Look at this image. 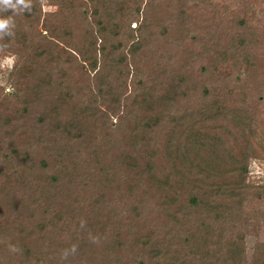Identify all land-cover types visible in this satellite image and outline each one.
<instances>
[{
	"label": "trees",
	"instance_id": "1",
	"mask_svg": "<svg viewBox=\"0 0 264 264\" xmlns=\"http://www.w3.org/2000/svg\"><path fill=\"white\" fill-rule=\"evenodd\" d=\"M128 1L54 0L59 8L53 16H64L63 26L42 18V0H11L15 8L0 3V19L9 21L0 30V47L18 57L8 78L12 93L0 99V179L13 178L18 191L0 188V239L19 253L17 264H82L86 245L102 235L109 238L108 251H96L92 264L100 259L104 264H264L263 252L247 262L235 225L252 188L245 185V174L247 160L255 156L248 141L256 129L253 105L264 98L261 91L256 99L253 85H247L257 68L247 1L232 23L239 35L228 47L216 45V29L204 42L191 33L194 29L180 28L187 23V0H152L146 8ZM196 1L211 6L210 0ZM164 2L172 17L159 16ZM77 10L83 11L79 33L72 28ZM212 13H220V5L212 6ZM159 23L158 37L171 36L173 45L153 52L157 38L146 33ZM204 23L196 31H204ZM206 56L212 64L234 60L242 64V73L194 66ZM149 59L154 61L146 64ZM158 59H165V66ZM37 88L49 91L47 110L32 107ZM8 112L13 119L2 116ZM172 123L188 125L185 133L194 132L204 146L172 138L165 145L152 143V135ZM206 125L210 132L196 131ZM21 129L23 143L15 137ZM224 133L233 141L241 135L238 156L226 154ZM188 146L190 153L183 151ZM200 150L213 154L205 160ZM6 166L12 169L9 175ZM115 166L133 170L139 182H149L163 196L164 207L173 212L170 225L156 230L151 218L156 206L132 189L121 207L128 212L127 224L108 230L104 218L94 216L84 221L83 232L73 231L58 202L74 200L77 185L94 187L100 191L94 208L115 214L116 207L106 204V187L121 181L120 199L131 188L123 185L124 175ZM255 190L253 197L264 199V188ZM63 226L70 241L58 234Z\"/></svg>",
	"mask_w": 264,
	"mask_h": 264
},
{
	"label": "rangeland",
	"instance_id": "2",
	"mask_svg": "<svg viewBox=\"0 0 264 264\" xmlns=\"http://www.w3.org/2000/svg\"><path fill=\"white\" fill-rule=\"evenodd\" d=\"M42 6H41V12H42V18L47 19L52 25L59 26V25H66L65 20L63 19L64 16H53V13H56L58 11V4L54 3V0H42ZM121 0H119L118 4ZM134 1V0H133ZM133 1L129 0L128 2L133 5ZM140 3L141 8H146L148 2L152 0H135V2ZM209 1V0H208ZM247 1L248 9L250 11L247 13L251 19L249 20L248 24L252 28V46L255 48L254 54L257 56L256 59V72L253 71L251 74V79L247 80V85H253L254 88H251V94L253 96H256V99H258V92L261 93L264 92V0H242L240 1L242 5H238L237 0H210L211 6L207 4L200 3L196 0H187L186 8H187V23L184 27H182L184 24H181L182 26L180 28L190 30L194 29L195 31H191L193 35L195 33H198L199 38L203 37L204 42H207L210 38V34L213 31V29H216L217 36L219 43H216V45L222 46V47H228L231 43L235 41L238 37V30L235 26H232V23L234 22L235 16H237L238 12L240 13V8L245 6V3ZM185 2V0H184ZM115 5V3H113ZM171 5L174 7V3H171ZM220 5V13H218L214 17V13H212V6ZM117 6V3L116 5ZM161 8L165 7V11H162L159 13V16L161 18L170 16L172 17V11H169V8L166 6V3L164 2L163 5L160 6ZM231 8V10L227 11L225 14L223 12L224 9ZM228 10V9H227ZM82 12L77 10L75 14L78 16V21L74 22L73 27L75 28V32L79 33L78 27H79V19L82 17ZM189 18V19H188ZM207 20V21H206ZM200 21H205L206 23L202 24V28L204 31H196L197 27L200 25ZM178 23H182L178 22ZM160 24V25H159ZM157 29L153 31H147L146 35L148 37H153L154 39L157 38V42L154 44V46L151 48L153 52H155L156 48L159 46L162 49L164 47H168L169 44L173 45L172 39H171V33H168V36H170V39H163L158 37V33L160 29L163 27V23H159ZM136 23L133 20V23L131 24V27H135ZM179 26V25H178ZM182 34L184 31H179ZM175 34V33H174ZM156 36V38L154 37ZM77 41V40H76ZM71 46L75 45L76 42L72 38L70 40ZM79 43V41H77ZM262 45V46H261ZM164 51V50H163ZM165 52V51H164ZM176 54V51H175ZM167 56H174L171 55H165V58ZM154 58V56H153ZM210 57H207L203 60L197 61L194 66L198 67L200 65L207 64L209 67V70L211 72H217L220 74H229L230 76L234 73H242L243 66L242 64H237L234 62V60H229L226 62H215L212 64L210 62ZM18 60V57L14 55L13 53H10L6 51L4 48L0 47V99H8L10 94L12 93V87L8 84V78L9 76L14 72L15 70V64ZM156 60V58H155ZM154 59L151 61L150 59L146 61V64H149L150 62H153ZM160 61V67L165 66V59ZM140 62L142 63L141 59ZM143 64V63H142ZM148 66L147 68H149ZM164 69V67H163ZM169 69V68H168ZM167 69V70H168ZM240 71V72H237ZM159 74V70L157 71ZM240 82L243 84L245 82V79L243 76L240 77ZM153 92V91H152ZM9 103L7 102V105ZM49 106V91L46 88H37L35 91V98L32 102V107L36 111H43L47 110ZM1 111V109H0ZM143 112V110H141ZM253 111L254 113H257L255 123H256V129L254 131L253 137L249 136L248 141L251 144V147L255 149L254 155L249 157L247 160V172H246V183L245 185L252 188L249 190L248 196L249 199L245 201V204L243 208H245V212L243 214H237V221L235 225L238 227L237 235L239 237H242L243 243H244V251H245V257L247 262L249 263L255 256L256 253L263 252L264 253V199H257L253 197V195H257L259 193L255 189L261 187L264 188V98H260L258 101L255 102V105H253ZM2 113V112H1ZM5 118L13 119L14 115L13 112H8L2 114ZM20 121L21 119H19ZM115 121V120H114ZM183 123H186L185 121H182ZM181 123V122H179ZM174 123L172 125L164 124L163 128L159 130L155 135H152V143L155 140H158L161 145L167 144L170 138L171 142L175 143L178 141H181L183 144H193L200 148L201 146H204V140L200 137L198 139V135H196L194 132L185 133L188 130V125L186 126H179L175 125L176 127H173ZM208 128V132H210V128L208 125L205 127L200 128V130H196L198 133H203V131H206ZM25 130L21 129L17 133L16 140L19 143H23ZM212 134V133H211ZM215 134H212L214 137ZM193 137H196L194 140L195 142H191V139ZM241 135L238 136V138L233 141L231 137H228L225 133L221 135V142L222 145L225 148L226 154H235L236 156L239 155V152L237 149H241L244 146V143L241 141ZM168 141V142H167ZM187 153L192 152L188 148H185ZM174 150V149H173ZM86 153V152H85ZM210 154H213L209 151H202L200 150L198 152V156L204 157L203 159L206 160L210 156ZM181 155V154H180ZM183 155V154H182ZM181 155V157H182ZM246 155V154H245ZM189 156V155H188ZM213 158L215 160V157L213 155ZM162 158L160 162H162ZM182 161V160H181ZM159 162V164H160ZM162 165L164 163H161ZM111 165V164H109ZM113 166V165H112ZM114 167V166H113ZM116 167V166H115ZM170 167V166H169ZM7 172H5L7 175L11 173V168L9 166H6ZM171 168V167H170ZM170 168L167 171H170ZM115 171L121 172L124 176L122 179H124L123 185L129 186L131 188H127L130 193L123 194V196L120 199V196L122 193L119 192V182L116 180L115 182L111 183V185H108L105 189L107 191L106 194V204H112L115 209H117L115 214H108L107 212L98 211L93 206V202L95 200H98L99 190L94 188L89 189L85 187L78 186L76 183L77 192L74 193V200L69 201H61L58 202L57 209L60 214L65 216L69 223L70 227L75 228L77 232H83L85 230L84 228V221L87 218L94 219L96 217H103L104 221L107 223L108 230H111L113 226L118 225L119 227H122L128 220V212L124 210L121 207H124L123 205L128 204V201H130L128 198L130 197V194L132 192V189L136 191L137 196H142L146 199L148 204L155 205L156 209L153 211V214L151 215L152 223L155 225L156 230H163L165 224H169V219L173 215V212H168L167 209L163 205V196L161 194L155 193V190L151 188V184L149 182H139L137 174L131 173L133 170L128 169V167L121 169L115 168ZM166 171V172H167ZM121 179V180H122ZM114 180H110L112 182ZM109 182V183H110ZM142 183H145L146 185H142ZM4 184L5 186L9 187V190L12 191V193L17 194L18 191L16 190V184L13 180V178H10L9 181H3L0 179V188ZM31 187V185H27V188ZM117 187V188H116ZM150 187V190L149 188ZM87 189V190H86ZM26 193V192H25ZM146 195L144 196L143 194ZM13 197V196H12ZM137 198V197H136ZM94 200V201H93ZM84 201V203L79 202ZM76 202V203H75ZM115 204V205H114ZM222 204L228 205L229 202H223ZM80 208V209H79ZM232 210V209H231ZM57 212V213H58ZM232 212H235V209L232 210ZM58 213V214H59ZM127 224V223H126ZM66 227L63 226L58 231V234L65 239L66 241H70L68 236L65 235ZM105 228V229H107ZM123 230V228H122ZM121 230V231H122ZM155 230V231H156ZM85 235H88V231L84 232ZM73 235V234H72ZM19 237V236H18ZM80 237V236H79ZM87 238V236L85 237ZM100 240L93 241L90 244L86 245V247L83 250L82 256V264H92L91 258L93 256H96V251H108V245H109V238L106 236L99 237ZM6 240L0 239V264H17L18 262V254L12 247H7ZM80 253V252H77ZM121 255H126V253H123ZM136 255V252L134 251V256ZM127 256V255H126ZM96 264H104L103 259H100Z\"/></svg>",
	"mask_w": 264,
	"mask_h": 264
},
{
	"label": "clouds",
	"instance_id": "3",
	"mask_svg": "<svg viewBox=\"0 0 264 264\" xmlns=\"http://www.w3.org/2000/svg\"><path fill=\"white\" fill-rule=\"evenodd\" d=\"M0 3H4L7 7L15 8L16 5L11 3V0H0ZM9 21L6 19H0V30L7 28Z\"/></svg>",
	"mask_w": 264,
	"mask_h": 264
}]
</instances>
